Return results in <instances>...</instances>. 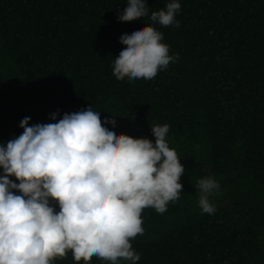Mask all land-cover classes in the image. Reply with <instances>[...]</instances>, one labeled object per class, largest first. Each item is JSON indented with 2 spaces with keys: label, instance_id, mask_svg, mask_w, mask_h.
Returning <instances> with one entry per match:
<instances>
[{
  "label": "trees",
  "instance_id": "trees-1",
  "mask_svg": "<svg viewBox=\"0 0 264 264\" xmlns=\"http://www.w3.org/2000/svg\"><path fill=\"white\" fill-rule=\"evenodd\" d=\"M146 2L148 16L120 22L127 0H0V145L24 117L56 123L88 107L117 135L154 142L150 126L168 124L183 191L162 214L142 211L137 264H264V0H178V27L150 19L170 0ZM148 25L178 58L151 80H117L120 37ZM205 176L220 185L214 214L198 204ZM51 264L85 262L69 250Z\"/></svg>",
  "mask_w": 264,
  "mask_h": 264
},
{
  "label": "clouds",
  "instance_id": "clouds-1",
  "mask_svg": "<svg viewBox=\"0 0 264 264\" xmlns=\"http://www.w3.org/2000/svg\"><path fill=\"white\" fill-rule=\"evenodd\" d=\"M180 9L178 0H170L150 19L178 27ZM148 15L146 0H127L118 20ZM162 41L163 32L149 25L123 34L120 43L126 47L114 59L115 78L151 80L166 69L178 57L169 55ZM30 119L20 121L22 134L0 145V264H51L69 250L85 264L93 256L110 264L120 258L137 264L140 256L130 240L144 233L142 211L152 207L162 214L183 191L185 168L166 140L169 125L150 126L153 142L117 135L103 126L115 127V119L102 124L93 107L65 113L56 123L29 126ZM195 188L201 211L214 214L210 197L219 183L205 176ZM50 201L58 203V212Z\"/></svg>",
  "mask_w": 264,
  "mask_h": 264
}]
</instances>
